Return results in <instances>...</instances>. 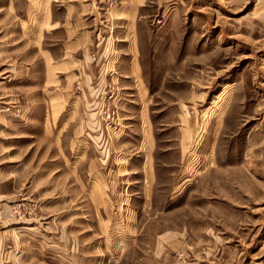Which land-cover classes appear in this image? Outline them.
<instances>
[{
    "label": "rangeland",
    "instance_id": "374dc122",
    "mask_svg": "<svg viewBox=\"0 0 264 264\" xmlns=\"http://www.w3.org/2000/svg\"><path fill=\"white\" fill-rule=\"evenodd\" d=\"M0 264H264V0H0Z\"/></svg>",
    "mask_w": 264,
    "mask_h": 264
}]
</instances>
